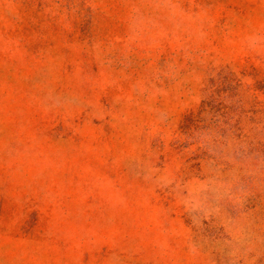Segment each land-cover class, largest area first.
Here are the masks:
<instances>
[{"label":"rangeland","instance_id":"rangeland-1","mask_svg":"<svg viewBox=\"0 0 264 264\" xmlns=\"http://www.w3.org/2000/svg\"><path fill=\"white\" fill-rule=\"evenodd\" d=\"M0 264H264V0H0Z\"/></svg>","mask_w":264,"mask_h":264},{"label":"trees","instance_id":"trees-1","mask_svg":"<svg viewBox=\"0 0 264 264\" xmlns=\"http://www.w3.org/2000/svg\"><path fill=\"white\" fill-rule=\"evenodd\" d=\"M192 120H193V118L191 117V115H187L184 118V121H183L182 126H181L183 131H187L190 128Z\"/></svg>","mask_w":264,"mask_h":264}]
</instances>
